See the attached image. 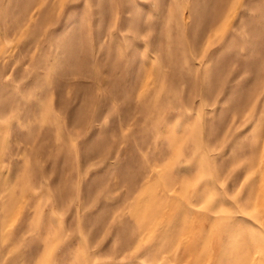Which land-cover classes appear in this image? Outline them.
<instances>
[{"label":"rangeland","instance_id":"1","mask_svg":"<svg viewBox=\"0 0 264 264\" xmlns=\"http://www.w3.org/2000/svg\"><path fill=\"white\" fill-rule=\"evenodd\" d=\"M0 264H264V0H0Z\"/></svg>","mask_w":264,"mask_h":264}]
</instances>
